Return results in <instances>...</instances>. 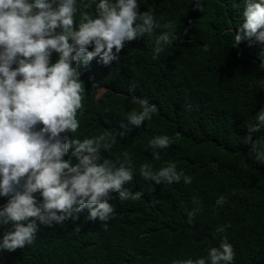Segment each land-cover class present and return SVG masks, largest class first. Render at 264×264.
<instances>
[{
    "label": "trees",
    "instance_id": "trees-1",
    "mask_svg": "<svg viewBox=\"0 0 264 264\" xmlns=\"http://www.w3.org/2000/svg\"><path fill=\"white\" fill-rule=\"evenodd\" d=\"M139 3L141 11L151 7L161 24L175 22L176 41L153 59L146 34L126 43L119 61L104 65L94 58L82 66L80 128L69 135H99L107 127L104 119L117 134L120 122H127L126 113L140 108L131 96L148 97L158 109L151 120L130 126L126 137L117 135L112 149L102 153L109 160L131 153L135 171L126 187L141 189L144 196L120 200L113 193L109 203L115 214L106 224L88 220L87 209L62 225L40 224L34 243L0 251V264H171L206 256L225 235L235 264H264V162L256 161L251 146L241 142L247 121L264 106V45L234 41L243 21L242 0H205L203 12L193 10L191 0ZM56 58L53 53V62ZM93 81L109 89L99 100L90 89ZM161 134L172 142L154 167L177 162L178 170L192 176L190 184H156L140 175V165L151 162L149 140ZM257 138L264 139V129L253 134ZM70 156L71 150L65 158ZM220 195L227 200L213 211ZM193 197L199 198L202 211L188 224L184 209L193 207ZM6 200L0 197V205ZM220 225H227L224 233H216Z\"/></svg>",
    "mask_w": 264,
    "mask_h": 264
},
{
    "label": "clouds",
    "instance_id": "clouds-1",
    "mask_svg": "<svg viewBox=\"0 0 264 264\" xmlns=\"http://www.w3.org/2000/svg\"><path fill=\"white\" fill-rule=\"evenodd\" d=\"M242 3L236 45L243 41L264 45V0ZM191 7L203 12L205 0H191ZM174 29V21L161 24L151 7L141 11L139 0H0V197H7L0 205V251L32 245L40 224L62 225L78 219L85 209L88 220L106 224L115 214L109 203L113 193L120 200L144 196L143 190L126 187L135 171L131 153L124 152L122 160H109L102 153L112 149L117 135L126 137L130 126L150 121L157 105L148 97L132 95V103L140 108L126 113L127 122H120L117 134L104 119L107 127L99 135L70 136L80 128L77 113L83 108L80 69L94 58L104 65L119 61L126 43L146 34L152 40V58L157 59L176 41ZM260 87L264 88V80ZM90 89L96 90L97 100L109 90L96 81ZM246 126L241 142L251 146L256 161L264 162V139H253L264 129V106ZM171 142L167 134L149 140L151 162L139 167L144 180L192 182V176L178 170L172 160L154 167L153 162L161 160V150ZM226 200V195H220L213 211ZM184 211L192 224L202 211L199 198L193 197V207ZM226 227L220 225L215 231L224 233ZM171 264H235V251L225 235L206 256L173 259Z\"/></svg>",
    "mask_w": 264,
    "mask_h": 264
}]
</instances>
